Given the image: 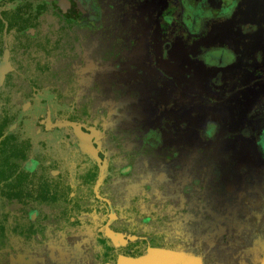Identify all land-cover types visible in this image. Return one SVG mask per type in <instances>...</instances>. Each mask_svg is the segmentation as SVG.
Masks as SVG:
<instances>
[{"label":"rangeland","instance_id":"rangeland-1","mask_svg":"<svg viewBox=\"0 0 264 264\" xmlns=\"http://www.w3.org/2000/svg\"><path fill=\"white\" fill-rule=\"evenodd\" d=\"M25 3L59 11L54 0H13L6 8ZM90 4L92 26L79 30L74 57L58 62L40 87L16 80L29 97L18 101L11 126L33 142L34 153L40 143L59 153L73 188L78 157H90L100 167L95 200L108 203L90 202L102 211L91 225L49 232L34 249L0 251V264H114L104 262L97 241L108 230L148 240L146 231L164 233L173 249L148 248L116 264H172L174 255V264H262L264 0H240L229 17L205 20L196 35L185 28L180 0ZM221 48L235 62L208 66L204 55ZM4 59L5 52L0 65ZM7 61L15 71L11 55ZM208 124L213 139L203 134ZM75 130L84 146L88 136L99 161ZM132 206L139 210L136 234L135 221L118 214Z\"/></svg>","mask_w":264,"mask_h":264},{"label":"trees","instance_id":"trees-1","mask_svg":"<svg viewBox=\"0 0 264 264\" xmlns=\"http://www.w3.org/2000/svg\"><path fill=\"white\" fill-rule=\"evenodd\" d=\"M12 0H2V4ZM67 1L69 3H67ZM81 1V0H79ZM66 0L65 3L61 2L58 8L61 11H54L50 9L47 3H40L33 5L26 3L19 5L14 10H8L1 12L0 15V62L5 52L6 44L9 47L11 55V63L16 67V72H11L6 76L5 82L0 86V136L8 129V127L16 121V112L12 111L13 108H19L20 102L23 99L29 97L26 95L25 90H21L20 86L16 85V80L26 79L31 82L32 87H40V80L44 79L45 75L53 73L55 66L62 59L74 57L77 37H73L66 33L67 31L78 30V27L91 28L90 18L91 15L88 6L89 0ZM240 0H180L183 6V23L187 31L191 34H199L202 29L205 20H215L221 17H229L236 9ZM80 4V7L78 5ZM82 6V7H81ZM80 8V9H78ZM93 10V9H92ZM63 17H67L64 20ZM73 17V18H72ZM69 27H68V25ZM29 29H35L37 34L30 35L27 33ZM76 46V47H75ZM205 63L210 67H226L235 62L234 54L227 48H221L212 50L204 55ZM21 73V74H20ZM23 78H22V77ZM12 104V105H11ZM76 116H69V119L75 120ZM211 124H208L203 131V134L208 139L214 138V133L211 132ZM12 137V136H11ZM8 138L7 140L11 139ZM257 140L259 143V149L264 155V128L258 133ZM5 150L8 147V141L3 143ZM23 142L17 148L11 147L10 157H13V153H18L21 158L28 159V155L23 154L25 151ZM0 164H2V155H0ZM98 170L97 167H95ZM24 172L22 171V174ZM96 172L94 173V177ZM48 185L52 184L55 196L52 197V203L57 204V197L60 193L59 183L55 179L44 180ZM92 181L88 187V195L92 196L93 191ZM43 186H47L43 184ZM71 189L68 188V192ZM68 206L62 207L61 202L59 207L53 214L54 218L60 219L61 223L58 224L60 229L63 226V219L66 218L68 229H77L83 224L81 218L80 206L85 207V212L90 211L91 204L84 203L79 204L77 198L69 199ZM61 197V196H60ZM86 197V198H87ZM47 199V198H46ZM79 201L81 198L79 195ZM86 201V199H85ZM138 201V200H136ZM77 202V203H76ZM57 205V206H58ZM66 209V210H65ZM104 212V211H103ZM118 214L135 221L136 213H139L138 209H119ZM71 217L76 218L75 222H71ZM31 227H34L30 222L27 223ZM138 222L135 221L131 226V232L136 234L139 231ZM104 225V222L101 224ZM100 226V227H102ZM37 232H41L40 225H38ZM144 237H150V240H140L136 242H130L124 247L116 248L110 239L106 238L102 234L97 235L98 245H100V252L104 256L105 263L116 264L119 256L127 258L137 259L146 254L148 248L156 249L163 248L166 250H173L170 244L167 243L168 237L164 233L152 234L149 231L145 232ZM151 233V234H150ZM150 234V235H148ZM164 243V244H162ZM39 244V242H37ZM35 246V245H34ZM33 246V247H34ZM5 245L0 243V250L5 248Z\"/></svg>","mask_w":264,"mask_h":264},{"label":"flooded vegetation","instance_id":"flooded-vegetation-1","mask_svg":"<svg viewBox=\"0 0 264 264\" xmlns=\"http://www.w3.org/2000/svg\"><path fill=\"white\" fill-rule=\"evenodd\" d=\"M12 1H8L2 4V0H0V6L3 8L1 12L11 10L6 7L8 6L9 3H12ZM54 1L56 7L58 8L61 2L65 3L66 0H54ZM94 1L89 0V3L87 5H89ZM67 3L69 2L67 1ZM78 7H80V4L78 5ZM58 10L61 11L60 8H58ZM63 18L64 20L67 19V17H63ZM81 28L83 27L82 26L78 27V30L71 29V31L69 32L67 31L66 33H68V35H71L73 37H77L79 30ZM31 30L34 31V34L30 33ZM27 33L30 35L37 34L35 29H29ZM5 50H6V46H5ZM14 68L15 71L12 72L17 71L16 67ZM18 109H19L18 107L12 109L13 112L14 111L16 112V120L19 116ZM11 125L3 133V135L0 136V155H2V164H0V209L2 210L0 214V243L6 246L5 248L0 250L1 252L9 250L11 247L14 246H28V248L34 249L37 242H39V244H37L38 246L41 243L46 244L47 235L49 234V232H61L63 234H67L68 226H67L66 218L63 219L64 224L59 229L58 224H60L61 221L60 219L54 218L53 214L55 213L56 209L59 207L58 204L60 202L62 204V207L68 206V198L66 197L68 188L71 189L68 192L69 199L77 198L79 204L81 205L86 202H89L88 204H91L90 202L92 201L96 203H101V202L108 203V201L105 199L101 201V198L98 201H96L95 196L93 194L94 191H92V196L91 195H88V197L86 196V193L88 194L87 192L89 187L88 184L94 181L92 185L93 186L92 188L94 190L95 185L98 181L99 171H100V167L96 164H93L90 157L85 155H80L78 157V161L75 167L76 170L75 181L77 184L75 188H73L70 180V172L66 167V163L63 160L62 156L59 157L60 154L57 152H53L54 154L46 153L48 149L46 148L45 143L42 144L40 143L42 149L37 153H34L35 146L33 142L29 138L22 136L21 133L16 131L17 125L14 127ZM69 126L72 127L71 124H69ZM72 128L75 129L74 127ZM74 134L81 143V147L84 150H87L85 149L79 137L77 136L76 130ZM10 137L11 139L7 140ZM85 140L87 142V143L84 142L86 146L92 148L88 136L85 137ZM152 140H153L152 138L148 139V141H150L152 144H158L157 142H153ZM5 141H8V147L6 150H5V146L3 145ZM21 142H23L25 148H27L25 149L23 154L28 155V159L21 158V156L16 152L13 153V157L11 158L10 157L11 147L17 148ZM94 154L97 155L96 152H94ZM95 167H97L98 170H96ZM109 170L110 172L112 171V166L110 165L108 171ZM22 171L24 172L23 174ZM95 172H96V176L94 177ZM50 178L55 179V181H57L60 184L59 188L57 189L61 197L60 196L57 197L56 200L57 204L52 203L51 201L52 197L55 196L54 189H56V187L53 188L52 184L48 185L49 183L46 184L44 182V180L45 181L47 179L50 180ZM107 180L108 178L105 180L103 185H105L108 182ZM43 184L47 186H43ZM79 195L81 198V202L79 201ZM91 205L92 207H90V211H88V213H84L85 207L80 206L81 218L83 219V223L86 222V224H90V225L93 223V219L96 216L99 217L100 213L102 212L100 209H98V207L95 210L94 205L93 204ZM134 207L135 209H137L136 206ZM126 209L129 210L133 209V206ZM35 210H37V214H35L36 217L34 216L36 219L33 220L30 218L29 213ZM86 216L89 217L87 221L85 220ZM74 219L76 221V218ZM28 222H30L34 227L28 225L27 224ZM38 225H40L41 232H37ZM138 238H140L141 240V237ZM143 240H148V239L143 238Z\"/></svg>","mask_w":264,"mask_h":264},{"label":"water","instance_id":"water-1","mask_svg":"<svg viewBox=\"0 0 264 264\" xmlns=\"http://www.w3.org/2000/svg\"><path fill=\"white\" fill-rule=\"evenodd\" d=\"M30 33L34 34V31L31 30ZM8 55H10V52L8 50V47L6 46L5 59H4L3 63L0 65V79H2V80L5 78V75L7 73L12 71L11 64H9V62L7 61ZM72 126L74 128L80 127L79 125H76V124H72ZM80 132L83 134V136L84 135H90L92 133H94L95 135H98L95 130H89V133H85V132H83L81 127H80ZM77 136L79 137L80 141L82 142V139H81V137H80V135L78 133H77ZM96 139H97V136L93 139V141L96 140ZM83 146H84V144H83ZM84 147L93 155V157L96 160L99 161V159L97 158L98 154L96 155L89 148H87L86 146H84ZM105 236H106V238L111 240V242L113 243V245L115 247L126 246L129 242H136V241L140 240V238H138V237H135V236H129V237L128 236H124V235H121V234L114 233L111 230H108V232H106ZM141 240H143V238H141Z\"/></svg>","mask_w":264,"mask_h":264},{"label":"crops","instance_id":"crops-1","mask_svg":"<svg viewBox=\"0 0 264 264\" xmlns=\"http://www.w3.org/2000/svg\"><path fill=\"white\" fill-rule=\"evenodd\" d=\"M174 255V254H173ZM175 256V255H174ZM174 256H171L172 257V264L176 263V258H174ZM175 257H178V256H175ZM181 258V257H180ZM190 262V261H189ZM262 264H264V257L262 259Z\"/></svg>","mask_w":264,"mask_h":264}]
</instances>
